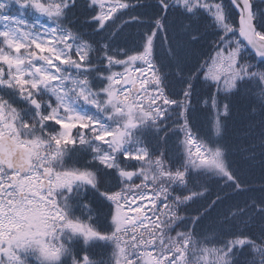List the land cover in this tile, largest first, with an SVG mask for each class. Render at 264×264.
Listing matches in <instances>:
<instances>
[{
    "label": "rangeland",
    "instance_id": "374dc122",
    "mask_svg": "<svg viewBox=\"0 0 264 264\" xmlns=\"http://www.w3.org/2000/svg\"><path fill=\"white\" fill-rule=\"evenodd\" d=\"M75 3L77 7L83 5L81 0H0V91H5L7 97L22 98L27 107L26 111L17 117L15 113L11 115L10 107L6 108L5 101L0 100V106L5 110L3 115L0 111V136L4 132L12 133L19 143L39 157L43 145L36 143L29 135L34 136L37 128L40 131V124L46 122L57 131L47 134L53 149L51 156L45 159L54 167L56 175L52 181V190L45 192L39 199L38 196H32L36 190L31 187L30 181L37 176L38 171H35L33 176L25 178L20 184V191L27 193L22 204L17 196L15 203L12 201L13 208L9 212L7 207L1 206L0 196V264H102L103 261L93 259L95 255H89L90 249H100L103 255L106 254L110 259L107 260L108 264H128L129 258L136 253H143L138 246L150 240L141 238L140 243L132 245L126 242L131 240V236L124 231L129 229L132 216L128 212V205L120 201L111 209L110 221L114 224L107 232L106 240L103 237L100 246L96 243L90 244L95 238L102 236H98L93 230L98 227L88 228L96 224L88 193L97 191V187L102 185L103 179L99 180L98 177H101L99 171L103 169L105 172L114 171L116 179L121 181L118 183L125 186V191H121L123 195H128L130 189L139 192L140 185H137L138 176L135 178L137 172H133V165L144 162L148 155L141 124L154 125V120L160 116L175 115L171 112L174 111L172 107L176 99L168 96L166 82L162 81L159 75L142 73L140 67L135 66L137 60L148 58L147 64L152 68L148 49L135 55V60H131L129 66H124V63L116 62L107 53H99L92 43L93 38L82 36V29L74 27V24H70V28L63 25L64 9ZM88 5V15L93 23L100 22V17L110 18L118 8L126 6L123 0H88ZM84 9L83 6L78 9L81 15ZM107 26L105 23L103 29ZM72 29L74 34L71 33ZM236 62L237 60L230 59L229 54H218L215 57L208 70L209 75L208 72L206 75L211 96L200 91L195 85H189L188 88L182 89L183 93L178 97L183 100L188 96V100L195 104L203 98L198 96L199 93L208 96L201 103L202 106L209 105L212 109L208 118L212 121L215 135L223 132V119L229 116L228 94H220L237 85L235 83L243 81L236 80ZM245 72L240 73L242 78H245ZM224 75L222 87L219 82ZM213 84L216 85L215 95ZM248 90L257 94V88ZM219 96L225 102L218 100ZM259 97L262 99L261 95ZM186 109L187 107L183 113L176 114L182 121L181 127L178 128L183 132L179 134L181 143L190 151V161L199 162L194 165H203L210 160V155L198 145L200 132L197 127L190 126ZM117 115H120L119 120L113 118ZM23 118H29L34 124L30 125ZM18 127H22L24 131H20ZM203 143L213 155L211 165L205 164L204 171L221 180V188L227 187L228 191L233 193L238 191L240 186L230 176L231 171L222 147L214 144L211 146L205 141ZM68 145L72 147L68 148ZM44 148L47 150L46 145ZM72 152L73 159L82 161L87 168L83 169L82 164H77L75 169L62 173L60 167L64 166L63 161H68ZM40 159L43 160V157ZM155 164L160 162L152 159L151 168L143 173L142 177L146 181L158 179L156 174H147ZM200 167L198 170H202ZM154 172L160 173L161 169L157 168ZM205 179L202 178L201 181L205 182ZM119 192L114 195L120 194ZM251 192L238 194L244 196ZM47 193L61 198V211L67 216L72 211L75 218L82 221V224H78L68 216L71 224L62 249L45 243V236L50 231L45 225V207L51 202L50 199L47 200ZM229 195L217 199V204L213 201L214 210L223 202L227 201V204L222 206L223 211L213 212L214 220L211 226L205 228L202 235L196 236L192 243L182 236V240L169 238L166 227H161V238L159 233L151 238L157 250L169 244L174 246L173 254L178 249H184L182 264L192 261H203L207 264H263L264 204L257 206L254 200L234 202ZM122 197L120 200H124ZM106 198L110 203L109 196ZM233 199L239 200V197L235 196ZM33 200L42 204L41 211L23 206ZM263 200L264 195L261 193L258 195V201L262 203ZM91 201L95 205L98 202L97 199ZM138 210L139 215L135 217L138 220L134 227H146L149 219H142L140 209ZM251 211L260 213L257 217ZM9 216L12 224L6 227ZM253 222H256L257 227H249ZM120 230L123 232H119ZM12 231L13 234L10 235ZM83 233V248L76 254V243L70 248L66 247V242L74 243V239ZM41 236L44 238L41 239ZM107 240H110V243L106 250L102 245ZM112 250L120 253L117 257L114 256L113 260ZM153 252L142 254L139 261L142 264L169 262L168 258L163 257L158 259V262L152 261ZM135 262L133 259L132 264Z\"/></svg>",
    "mask_w": 264,
    "mask_h": 264
},
{
    "label": "trees",
    "instance_id": "16d2710c",
    "mask_svg": "<svg viewBox=\"0 0 264 264\" xmlns=\"http://www.w3.org/2000/svg\"><path fill=\"white\" fill-rule=\"evenodd\" d=\"M123 1L126 6L118 8L113 18L106 20L108 26L105 29H100L99 24H85L89 20L88 0H81L82 6L85 7L83 15L78 11L82 6L77 7L76 3L64 9L62 24H74V27L84 28L82 33L86 38L88 35L89 38H93L92 43L99 53H107L116 62L124 63V66H129L131 60H135V55L148 49L152 68L147 64L148 58L143 61L137 60L135 66H139L142 73L151 74L149 70L152 69V73L159 75L161 80L166 82L168 96L176 99L172 107L174 111L171 112L175 115L160 116L154 120V125L141 126L146 145H154L150 149L151 158L155 161H164L168 165L165 167L162 163L155 164L147 174H156L164 179L169 176L171 178V184L168 187L162 185L159 190L162 195L171 194L169 203H173L170 206L175 211L168 216L165 213L164 216L170 225L167 234L170 238L178 240L181 239L180 234L187 231L186 228H182L184 226L178 219L179 216L193 218L194 215H200L204 219L210 214L213 218V201L225 198L229 193L231 197H239V192L252 191L249 195L255 202L258 201L259 194L264 195V63H261L240 41L239 15L229 0ZM251 2L255 10L257 32L264 37V0ZM218 54H229L231 60H237L236 80L243 81L237 82L233 88L220 94V96L228 94L229 116L223 119V132L215 135L212 121L208 118L212 109L209 105L202 106L201 102L206 100L205 97L211 96L206 75ZM93 56L97 58L95 53ZM242 72H245L243 74L245 78L241 77ZM221 78L223 80L225 75ZM251 82L253 83L250 84ZM189 85H195L208 96L199 93L198 96L203 98L201 102L195 104L188 100V96L183 100L178 99L183 93L182 89L188 88ZM255 88L257 94L248 90ZM215 90L216 85L213 84V95ZM220 96L218 100L225 102ZM185 107L190 126L197 127L200 132L199 142L205 145L203 143L205 141L211 146L214 144L222 147L231 171L230 176L240 186L238 191L233 193L228 191L227 187L221 188L220 180H213L212 174L203 171L205 166L200 167L202 170H197L190 165L191 153L181 143L179 135L183 133L178 129L182 121L176 116L183 113ZM197 111L199 115L196 116ZM141 112L143 113L142 110ZM207 151L210 158L213 157L209 149ZM179 160L183 164L177 163ZM150 168L151 166L147 167L146 171ZM157 168H165L166 173H155L154 170ZM183 171L186 173V179L192 184L188 193L173 180V175ZM199 178V183L196 184L195 180ZM202 178H206L205 182L201 181ZM204 199L205 205L202 206L200 202L203 203ZM192 201L195 202L190 203ZM156 202L161 203L160 206L163 207L162 203L165 200L161 198ZM198 204H200L198 210L182 213L183 205L185 208L192 205L198 208ZM263 204L264 200L261 205ZM186 223L190 224L188 220ZM249 227H257L256 222ZM12 234L13 231L10 235Z\"/></svg>",
    "mask_w": 264,
    "mask_h": 264
},
{
    "label": "flooded vegetation",
    "instance_id": "af4514ba",
    "mask_svg": "<svg viewBox=\"0 0 264 264\" xmlns=\"http://www.w3.org/2000/svg\"><path fill=\"white\" fill-rule=\"evenodd\" d=\"M35 165H36V160L34 163V167H35ZM45 166H46V163L37 160V169L39 171L44 169ZM6 171L7 170H5L3 168V172H1V173L6 174ZM44 172H45V170L43 171V173ZM50 174H51V178L54 177L52 172H50ZM99 175H101V177H98ZM99 175L97 176L98 179L99 180L103 179L102 185L100 186V188H98V191H89V193H88V196L90 199V204L92 205L93 212L95 215L96 227H98L99 229L104 230V231L105 230L110 231L111 228H108V227H112V225L114 224V223H112V221H110L111 211H112L111 209H114V205L118 204L120 201H123V202H125V205H128V209H130V211H128V212L132 216L131 222H130V227H128L129 229L124 231L125 233H128V236H131V240H129V241L126 240V242H129V244L132 245V244H135L137 242L140 243L141 238H150V240L148 242L144 243L143 245L138 246L139 250H141L143 253H140V254L136 253L133 257L128 259L127 263L132 264L133 259H134L136 261L134 264H142L139 261L140 259H142L141 255L142 254L145 255L146 253L154 251L153 252L154 257L151 256L152 261L156 260L158 262V259L163 257L165 259H167V258L169 259V262L167 264H182L181 263V257L184 253L183 252L184 249H178L176 252H174L176 254L175 255L172 253V251L174 250V246L170 245L169 243H168L169 244L168 246L162 247V249L157 250L155 243H153L151 241L152 236L157 234V233H159V238H161V233H160L158 227H170L169 224L159 225L157 228L151 227L152 224H150V223H146V227H140V228L134 227L137 220H138L135 217H137L139 215L138 206H139L140 200L138 199V196H142L144 194V192L143 191L138 192V190L132 191V189H130V193L128 195H123L121 191H125V189H124L125 186L120 183L121 182L120 179L117 178L113 182H107L104 178L102 170L99 171ZM3 179L4 178H2L1 181ZM118 181H120V182L118 183ZM183 183L185 184L184 185L185 191H187L188 187L190 185H188L185 181H183ZM43 186L48 187L49 190H51L53 183H51V182L45 183V184H43ZM109 188L112 189L113 192L108 193V194H104V192L106 190H108ZM116 192H119L120 194L114 195ZM96 195H97V197H96ZM122 195L124 197H122ZM144 195L147 196L145 199L147 209L145 212L143 210H140L141 211L140 217H142V219H147L149 217V214L153 216L155 213H159L163 210V207H161L160 205L155 207L152 200H149V198L151 197L152 194L145 193ZM106 196H109L110 203L108 202V199L106 198ZM121 197L124 200H120ZM91 199H97L98 200L97 204L95 205V203H93L91 201ZM142 203H143V201H142ZM164 206L167 207V205H164ZM136 210H137V212H136ZM183 211H186V209L184 208ZM186 221H187V219L182 220V223L184 226V227H182L183 229L184 228L189 229L190 227H200V230H201L202 227H205L204 225L193 226L191 224H187ZM119 232H123V231L120 230ZM182 237L187 238L188 240L191 241V243H192L193 239L195 238L194 234L189 233V232H187L186 235L184 234ZM184 238H181V240ZM154 241H157V240L154 239ZM149 242H150V245H149ZM108 246L109 245H107V247ZM199 263L200 264H207L206 262H203V261H200Z\"/></svg>",
    "mask_w": 264,
    "mask_h": 264
},
{
    "label": "water",
    "instance_id": "95a60500",
    "mask_svg": "<svg viewBox=\"0 0 264 264\" xmlns=\"http://www.w3.org/2000/svg\"><path fill=\"white\" fill-rule=\"evenodd\" d=\"M230 2L240 15V39L259 60L264 62V38L256 34L251 2L249 0H230ZM23 155L21 150L15 151L11 157L12 163L10 166L12 168L20 167L26 172L31 168L32 164L28 162L29 158Z\"/></svg>",
    "mask_w": 264,
    "mask_h": 264
},
{
    "label": "clouds",
    "instance_id": "9594fccd",
    "mask_svg": "<svg viewBox=\"0 0 264 264\" xmlns=\"http://www.w3.org/2000/svg\"><path fill=\"white\" fill-rule=\"evenodd\" d=\"M5 103H6V102H5ZM177 199L179 200L180 198L177 197ZM185 199H187V198H185ZM178 219H181V220L184 219L183 215L179 216Z\"/></svg>",
    "mask_w": 264,
    "mask_h": 264
}]
</instances>
